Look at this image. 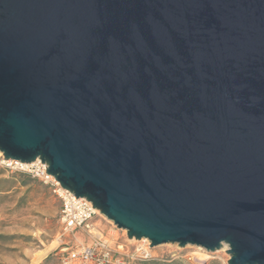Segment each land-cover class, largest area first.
Returning a JSON list of instances; mask_svg holds the SVG:
<instances>
[{
    "label": "water",
    "instance_id": "95a60500",
    "mask_svg": "<svg viewBox=\"0 0 264 264\" xmlns=\"http://www.w3.org/2000/svg\"><path fill=\"white\" fill-rule=\"evenodd\" d=\"M0 154L129 240L264 264V0H0Z\"/></svg>",
    "mask_w": 264,
    "mask_h": 264
},
{
    "label": "rangeland",
    "instance_id": "374dc122",
    "mask_svg": "<svg viewBox=\"0 0 264 264\" xmlns=\"http://www.w3.org/2000/svg\"><path fill=\"white\" fill-rule=\"evenodd\" d=\"M59 211L60 200L49 182L0 168V264H59L65 248L89 243L94 234L114 249L145 244L127 239L125 231L116 230L100 213L89 222L91 228L63 234ZM149 254L150 259L130 264H227L229 260L225 247L207 254L191 246L164 244L150 248Z\"/></svg>",
    "mask_w": 264,
    "mask_h": 264
},
{
    "label": "built area",
    "instance_id": "2783aa9c",
    "mask_svg": "<svg viewBox=\"0 0 264 264\" xmlns=\"http://www.w3.org/2000/svg\"><path fill=\"white\" fill-rule=\"evenodd\" d=\"M0 168L42 179L53 186V192L60 200L59 222L63 234L69 235L87 228L93 218L100 216L89 201L76 198L70 192L63 190L52 177L46 174V166L39 161L29 165L20 164L5 161L0 154ZM91 237L89 243L65 248L59 256V264H130L133 261H145L151 257L147 240L144 242L146 245L141 244L129 250L124 245L117 246L116 249L112 248L103 236Z\"/></svg>",
    "mask_w": 264,
    "mask_h": 264
},
{
    "label": "bare ground",
    "instance_id": "6f19581e",
    "mask_svg": "<svg viewBox=\"0 0 264 264\" xmlns=\"http://www.w3.org/2000/svg\"><path fill=\"white\" fill-rule=\"evenodd\" d=\"M87 228H88V229L91 228V225L89 224ZM91 230H93V229H91ZM94 236L98 237L99 235H95V234H94ZM131 242H132V241H131ZM140 242H146V240H141ZM199 249H200V248H199ZM201 250H202V249H201Z\"/></svg>",
    "mask_w": 264,
    "mask_h": 264
},
{
    "label": "crops",
    "instance_id": "0c3cea01",
    "mask_svg": "<svg viewBox=\"0 0 264 264\" xmlns=\"http://www.w3.org/2000/svg\"><path fill=\"white\" fill-rule=\"evenodd\" d=\"M81 241V240H80Z\"/></svg>",
    "mask_w": 264,
    "mask_h": 264
}]
</instances>
